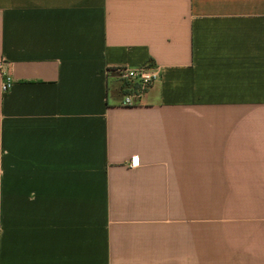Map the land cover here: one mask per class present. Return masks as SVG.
I'll use <instances>...</instances> for the list:
<instances>
[{
  "label": "crops",
  "instance_id": "obj_1",
  "mask_svg": "<svg viewBox=\"0 0 264 264\" xmlns=\"http://www.w3.org/2000/svg\"><path fill=\"white\" fill-rule=\"evenodd\" d=\"M0 63V264H264V0H0Z\"/></svg>",
  "mask_w": 264,
  "mask_h": 264
},
{
  "label": "built area",
  "instance_id": "obj_2",
  "mask_svg": "<svg viewBox=\"0 0 264 264\" xmlns=\"http://www.w3.org/2000/svg\"><path fill=\"white\" fill-rule=\"evenodd\" d=\"M0 72L3 75V81L1 83V90L5 91L10 85V79L5 75L3 64L0 63ZM118 79L123 83H129L137 87L139 90L144 89L150 83L156 81L159 78V70L152 64L148 63L139 67H120L115 69ZM129 103V98L126 97L124 104ZM136 165L135 160L130 161V167Z\"/></svg>",
  "mask_w": 264,
  "mask_h": 264
},
{
  "label": "trees",
  "instance_id": "obj_3",
  "mask_svg": "<svg viewBox=\"0 0 264 264\" xmlns=\"http://www.w3.org/2000/svg\"><path fill=\"white\" fill-rule=\"evenodd\" d=\"M151 64V63H150Z\"/></svg>",
  "mask_w": 264,
  "mask_h": 264
}]
</instances>
